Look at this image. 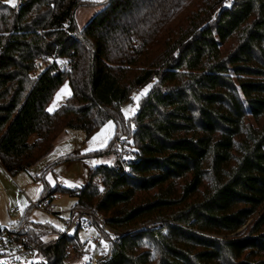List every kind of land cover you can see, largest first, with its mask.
<instances>
[{"label":"trees","instance_id":"trees-1","mask_svg":"<svg viewBox=\"0 0 264 264\" xmlns=\"http://www.w3.org/2000/svg\"><path fill=\"white\" fill-rule=\"evenodd\" d=\"M99 4L79 28L76 11L95 4L0 0V167L16 177L62 133L91 136L114 120L107 148L59 162L116 157L92 168L86 186L62 187L77 197L75 206L97 208L122 233L108 236L105 264H264V0ZM66 80L72 96L48 112ZM149 84L126 120L122 106ZM42 180L43 198L33 207L52 203ZM27 221L5 232L27 235ZM30 229L35 242L46 229L57 232ZM79 231L43 248L37 264H68V246L84 249ZM150 239L158 261L135 256Z\"/></svg>","mask_w":264,"mask_h":264},{"label":"rangeland","instance_id":"rangeland-1","mask_svg":"<svg viewBox=\"0 0 264 264\" xmlns=\"http://www.w3.org/2000/svg\"><path fill=\"white\" fill-rule=\"evenodd\" d=\"M87 3L95 4L88 7H81L76 11V22L79 28L84 27L87 23L96 15V13L102 8L103 3L106 0H84ZM6 4L8 3L11 6H16L19 4V0H3ZM237 40L233 39L229 41L226 50L231 52L237 45ZM151 89V84L141 88L139 91L133 92L130 100L122 106V114L126 120H132L138 109L140 107V102L148 94ZM73 90L69 80H66L55 92L52 99L47 105V111L50 113L55 112L72 96ZM251 122L255 124V121L251 119ZM103 133V135H101ZM117 135V128L114 120H109L103 126L99 127L95 132L88 136L84 131L79 130H69L60 135L57 140V143L50 153V155L30 168L28 172H23L19 174L22 179V186H20V200H26V203L21 206L20 202L15 205H19L22 213L20 214H11L9 212L12 204L9 203L6 196V191L3 189L0 190V221L1 223L8 227L12 228L16 226L24 217L28 219L26 225L23 227L24 232L28 234L26 236H33L32 229L35 228H52L55 229L58 233L64 231V226L62 218H68L66 212L76 205L78 199L75 196H72L68 193L62 192V187L71 190H77L87 185L89 173L92 168L101 166V165H112L116 161L115 156L102 157V158H90L86 160H74L65 163H59L62 158L75 154L79 152L82 155H89L95 151H99L107 148L111 141ZM122 141L131 142L130 132H126L125 136H122ZM128 149V148H126ZM131 149V147L129 148ZM51 169L49 171L48 168ZM44 178L46 182L49 183V192L51 191V202L56 206V210L52 213L45 210L46 203L36 206L41 199L43 198L44 189L46 185L37 184L34 181V178ZM94 183L100 189H103V182L101 178L94 179ZM143 196V197H142ZM143 199L147 196L140 195ZM24 198V199H23ZM148 198V197H147ZM141 200V199H138ZM252 221H250L251 223ZM28 224V225H27ZM34 224V225H33ZM38 226V227H36ZM247 226H245L242 231H245ZM22 232V231H21ZM51 232L46 229L45 233ZM76 231L71 235H74ZM94 237L93 231H79V238L85 243L83 251L90 253L94 250V244L92 238ZM40 241V240H39ZM105 247H107L105 245ZM136 255L145 252L151 254V258L155 256V260L160 257L157 247H155L154 242L150 240H144L143 244L137 248ZM196 250H199L197 248ZM195 250V251H196ZM79 254V253H78ZM37 261H44L42 255L37 256ZM100 258V252H96V259ZM68 264H85V259L79 255H69L66 260Z\"/></svg>","mask_w":264,"mask_h":264},{"label":"built area","instance_id":"built-area-1","mask_svg":"<svg viewBox=\"0 0 264 264\" xmlns=\"http://www.w3.org/2000/svg\"><path fill=\"white\" fill-rule=\"evenodd\" d=\"M34 181L37 184H43L42 178L36 177ZM45 210L52 213L56 210V206L50 203L45 205ZM10 213L19 214L21 209L13 208ZM66 214L68 218H62L64 231L44 234L38 242L29 239L26 235H20L17 231H12L11 234L4 231L0 235V264H37L39 263L37 256L42 255L43 248L57 244L61 237L71 235L74 230L78 229L94 232L92 242L95 248L92 252L86 253L83 249L77 252L74 247L68 246V253L71 255L79 253L85 259V264H105L108 260L111 241L108 236L121 235L122 233L113 228L109 224L108 217L95 207L73 206ZM159 226L160 224H152L150 228ZM97 251L100 252L99 259H96Z\"/></svg>","mask_w":264,"mask_h":264},{"label":"crops","instance_id":"crops-1","mask_svg":"<svg viewBox=\"0 0 264 264\" xmlns=\"http://www.w3.org/2000/svg\"><path fill=\"white\" fill-rule=\"evenodd\" d=\"M56 143H57V141L55 142V145H56ZM55 145H54V147H55ZM50 153L47 156H45L44 158L48 157L50 155ZM79 154L80 153L77 152V153L72 154V155H79ZM68 156H70V155H68ZM44 158H42V159H44ZM20 186H22V179L20 178L19 175H17L16 177H12L4 169H2L0 167V190L3 191V189H4L6 191L5 193H6V196L8 198V201H9L10 204H12V207L10 208V210L13 209V208H19L20 209L19 205H15V204H18L19 202H20L21 206H23L26 203V200L24 198H23L24 199L23 201L20 200V198H19V196H20V191H19ZM10 210H9V212H10ZM21 213H22V210H21Z\"/></svg>","mask_w":264,"mask_h":264},{"label":"water","instance_id":"water-1","mask_svg":"<svg viewBox=\"0 0 264 264\" xmlns=\"http://www.w3.org/2000/svg\"><path fill=\"white\" fill-rule=\"evenodd\" d=\"M9 230L8 227L4 226L1 221H0V235L4 232V231H7Z\"/></svg>","mask_w":264,"mask_h":264},{"label":"snow or ice","instance_id":"snow-or-ice-1","mask_svg":"<svg viewBox=\"0 0 264 264\" xmlns=\"http://www.w3.org/2000/svg\"><path fill=\"white\" fill-rule=\"evenodd\" d=\"M10 2H11V0H10ZM101 135H103V133Z\"/></svg>","mask_w":264,"mask_h":264}]
</instances>
